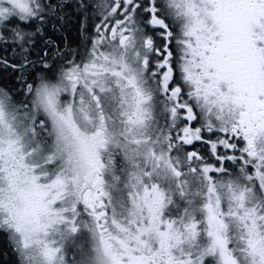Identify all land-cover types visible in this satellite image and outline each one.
I'll return each instance as SVG.
<instances>
[{
	"label": "snow or ice",
	"instance_id": "snow-or-ice-1",
	"mask_svg": "<svg viewBox=\"0 0 264 264\" xmlns=\"http://www.w3.org/2000/svg\"><path fill=\"white\" fill-rule=\"evenodd\" d=\"M0 77L11 264H264V0H0Z\"/></svg>",
	"mask_w": 264,
	"mask_h": 264
},
{
	"label": "flooded vegetation",
	"instance_id": "flooded-vegetation-1",
	"mask_svg": "<svg viewBox=\"0 0 264 264\" xmlns=\"http://www.w3.org/2000/svg\"><path fill=\"white\" fill-rule=\"evenodd\" d=\"M66 39L72 42L73 46L80 40V29L75 17L72 18L71 23L67 26V31L62 34Z\"/></svg>",
	"mask_w": 264,
	"mask_h": 264
},
{
	"label": "trees",
	"instance_id": "trees-1",
	"mask_svg": "<svg viewBox=\"0 0 264 264\" xmlns=\"http://www.w3.org/2000/svg\"><path fill=\"white\" fill-rule=\"evenodd\" d=\"M5 78L0 77V81H3ZM7 247L5 238L0 235V264H11V253H5V249Z\"/></svg>",
	"mask_w": 264,
	"mask_h": 264
},
{
	"label": "rangeland",
	"instance_id": "rangeland-1",
	"mask_svg": "<svg viewBox=\"0 0 264 264\" xmlns=\"http://www.w3.org/2000/svg\"><path fill=\"white\" fill-rule=\"evenodd\" d=\"M70 255V254H69Z\"/></svg>",
	"mask_w": 264,
	"mask_h": 264
}]
</instances>
